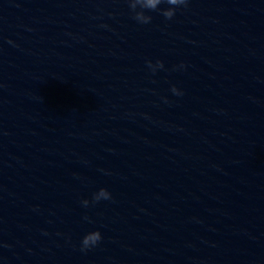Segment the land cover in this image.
I'll use <instances>...</instances> for the list:
<instances>
[{"label": "clouds", "instance_id": "clouds-1", "mask_svg": "<svg viewBox=\"0 0 264 264\" xmlns=\"http://www.w3.org/2000/svg\"><path fill=\"white\" fill-rule=\"evenodd\" d=\"M129 9L133 14V19L141 24H148L151 22L152 17L146 15V11H159L166 19L170 20L176 13L177 8L183 6L187 7L189 0H127ZM161 4H167L169 7L161 9L159 6ZM148 68L154 73L157 68H163L164 64L162 61H157L153 64L151 61H147ZM183 68L184 65L179 66ZM171 91L175 95H183L175 85L172 86ZM101 199L109 200L111 199V193L104 188H101L98 192L93 195V202H98ZM82 204L88 206L89 201L83 200ZM87 219V217H85ZM102 239L101 233L97 231H92L87 233L81 240V251H87L88 249L95 247Z\"/></svg>", "mask_w": 264, "mask_h": 264}]
</instances>
